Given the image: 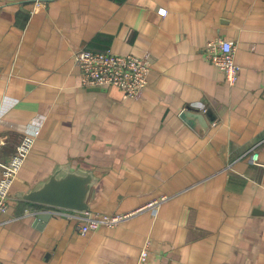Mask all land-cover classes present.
Returning a JSON list of instances; mask_svg holds the SVG:
<instances>
[{
  "label": "crops",
  "instance_id": "0c3cea01",
  "mask_svg": "<svg viewBox=\"0 0 264 264\" xmlns=\"http://www.w3.org/2000/svg\"><path fill=\"white\" fill-rule=\"evenodd\" d=\"M219 38L235 85L205 56ZM82 47L148 57L147 87H84ZM27 124L0 264H264V0H0V162ZM68 163L99 177L92 214L131 215L82 234L18 197Z\"/></svg>",
  "mask_w": 264,
  "mask_h": 264
},
{
  "label": "built area",
  "instance_id": "2783aa9c",
  "mask_svg": "<svg viewBox=\"0 0 264 264\" xmlns=\"http://www.w3.org/2000/svg\"><path fill=\"white\" fill-rule=\"evenodd\" d=\"M41 5L49 0H33ZM161 15L167 11L160 10ZM235 43L231 40L219 38L210 40L205 46V56L212 64L217 66L226 75L228 82L235 85L238 81L241 66L236 62ZM75 64L80 70L81 82L84 87L121 89L128 97L136 98L147 87L152 71V61L148 57L135 54H119L113 49L94 50L87 47L75 51ZM190 110L207 111L204 104H193ZM23 137L16 151L6 162H0V215L10 209L12 189L18 179L19 173L25 164L34 144L40 135L41 126L27 124L23 128ZM254 162H258V154L254 150L251 155ZM45 210L59 214L67 219H77L81 222L82 234L97 230L101 225L114 227L131 214H92L90 212H77L67 209L45 206ZM150 242L142 249L140 261L145 262L150 254Z\"/></svg>",
  "mask_w": 264,
  "mask_h": 264
},
{
  "label": "water",
  "instance_id": "95a60500",
  "mask_svg": "<svg viewBox=\"0 0 264 264\" xmlns=\"http://www.w3.org/2000/svg\"><path fill=\"white\" fill-rule=\"evenodd\" d=\"M98 184L99 177L93 170L73 166L71 163L61 164L34 187L19 192L18 197L42 206L90 212ZM51 216V213H43L39 214V219L46 221Z\"/></svg>",
  "mask_w": 264,
  "mask_h": 264
},
{
  "label": "trees",
  "instance_id": "16d2710c",
  "mask_svg": "<svg viewBox=\"0 0 264 264\" xmlns=\"http://www.w3.org/2000/svg\"><path fill=\"white\" fill-rule=\"evenodd\" d=\"M43 207H45V206H43Z\"/></svg>",
  "mask_w": 264,
  "mask_h": 264
}]
</instances>
